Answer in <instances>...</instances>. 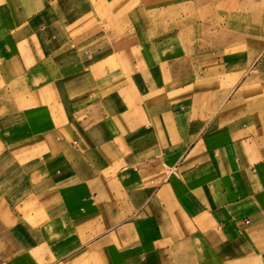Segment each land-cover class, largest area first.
<instances>
[{
	"label": "crops",
	"instance_id": "1",
	"mask_svg": "<svg viewBox=\"0 0 264 264\" xmlns=\"http://www.w3.org/2000/svg\"><path fill=\"white\" fill-rule=\"evenodd\" d=\"M0 264H264V0H0Z\"/></svg>",
	"mask_w": 264,
	"mask_h": 264
}]
</instances>
